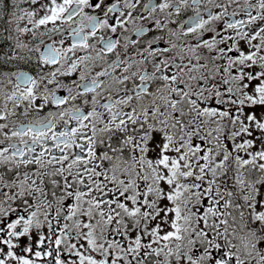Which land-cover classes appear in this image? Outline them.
I'll return each mask as SVG.
<instances>
[{"label":"snow or ice","instance_id":"6c2138e0","mask_svg":"<svg viewBox=\"0 0 264 264\" xmlns=\"http://www.w3.org/2000/svg\"><path fill=\"white\" fill-rule=\"evenodd\" d=\"M0 264H264V0H0Z\"/></svg>","mask_w":264,"mask_h":264}]
</instances>
